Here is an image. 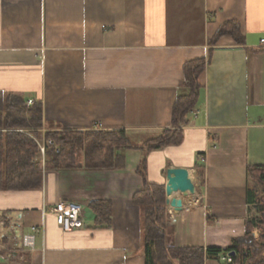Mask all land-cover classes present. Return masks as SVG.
I'll return each mask as SVG.
<instances>
[{
    "label": "crops",
    "instance_id": "obj_1",
    "mask_svg": "<svg viewBox=\"0 0 264 264\" xmlns=\"http://www.w3.org/2000/svg\"><path fill=\"white\" fill-rule=\"evenodd\" d=\"M228 22L242 42L217 37ZM263 37L264 0H0V113L7 95L39 104L37 145L61 131H123L131 145L117 152L121 169L78 158L73 169L43 170L39 190H0V264H21L17 241L32 227L27 264H145L132 197L143 179L165 188L168 168L188 170L195 186L167 206L169 244L205 251L241 239L255 216L247 170L264 165ZM194 60L207 64L182 141L147 152L170 129ZM61 201L80 207L81 229L63 232L45 215ZM96 206L110 209L107 224L95 222Z\"/></svg>",
    "mask_w": 264,
    "mask_h": 264
},
{
    "label": "trees",
    "instance_id": "obj_2",
    "mask_svg": "<svg viewBox=\"0 0 264 264\" xmlns=\"http://www.w3.org/2000/svg\"><path fill=\"white\" fill-rule=\"evenodd\" d=\"M232 36L237 43L242 42L236 23L224 24L217 37ZM210 55V52L209 54ZM207 60H194L183 66L184 86L188 93L178 97L173 107L170 129L157 139L144 145L147 152L162 147L177 145L182 141L181 127L186 117L197 105L201 85L199 77L204 72ZM41 127V107L39 104L27 106L20 95H7L4 110L0 113V190L34 191L42 184V164L37 130ZM19 130L23 132H19ZM45 140L52 141L54 147L45 148L44 168L56 170L73 169L78 164V151L82 150L87 169L117 170L124 165L117 152L130 148L123 131L46 133ZM144 164L139 171L143 177ZM197 177H202V167H196ZM247 204L254 211V218L245 222V234L234 240L226 249L208 248L199 250L189 247H175L167 239L169 212L165 204V188L160 184L148 183L143 179L142 189L132 197V203L140 210L143 232L145 264H204L205 258L221 260L233 254L229 264H262L258 262L264 254V196L256 191V185L264 192V165L247 170ZM95 222L107 224L111 213L108 206H96ZM257 228L259 236L252 235Z\"/></svg>",
    "mask_w": 264,
    "mask_h": 264
},
{
    "label": "built area",
    "instance_id": "obj_3",
    "mask_svg": "<svg viewBox=\"0 0 264 264\" xmlns=\"http://www.w3.org/2000/svg\"><path fill=\"white\" fill-rule=\"evenodd\" d=\"M259 46L264 48V37L259 40ZM27 105H33V101H27ZM194 115L198 114L197 111L192 112ZM40 154H41V163L42 166L44 165V152L45 148L54 147L52 141L48 140L42 144H38ZM45 215H51L54 218L56 225L63 231V232H71L73 230L81 229L83 227V218L82 212L80 207L73 202H58L53 207H51ZM39 233V230L35 227H32L30 233L28 234H21L18 238V248L16 250H20L22 252L31 251L35 246V235ZM252 235L254 237H258L259 232L257 228H254L252 231ZM14 254H17L14 251ZM221 260L227 264L231 263V255H225L221 258Z\"/></svg>",
    "mask_w": 264,
    "mask_h": 264
},
{
    "label": "water",
    "instance_id": "obj_4",
    "mask_svg": "<svg viewBox=\"0 0 264 264\" xmlns=\"http://www.w3.org/2000/svg\"><path fill=\"white\" fill-rule=\"evenodd\" d=\"M177 194L194 195L195 186L188 170L181 168H168L166 170L165 204L170 208L180 207V201L175 197ZM18 248V243L16 249ZM231 256L233 254H230Z\"/></svg>",
    "mask_w": 264,
    "mask_h": 264
},
{
    "label": "rangeland",
    "instance_id": "obj_5",
    "mask_svg": "<svg viewBox=\"0 0 264 264\" xmlns=\"http://www.w3.org/2000/svg\"><path fill=\"white\" fill-rule=\"evenodd\" d=\"M28 106V105H27ZM19 132H21V130H19ZM37 142H38V139H37ZM51 148H53V147H51ZM43 157H44V159H43V161L45 162V159H46V157H45V154L43 155ZM78 158L79 159H82L83 158V152H82V150H79L78 151ZM42 164V163H41ZM46 168H44V165L42 166V171L43 170H45ZM255 189H256V191L257 192H259L260 193V197H262V196H264V192H262L261 191V189L259 188V186L258 185H256V187H255ZM264 207V206H263ZM259 236V235H258ZM255 238H257V237H255ZM24 255H23V257H22V260H21V264H27V255H25V252L23 253ZM258 262H260V263H262V264H264V254H262V256H261V258L258 260Z\"/></svg>",
    "mask_w": 264,
    "mask_h": 264
}]
</instances>
